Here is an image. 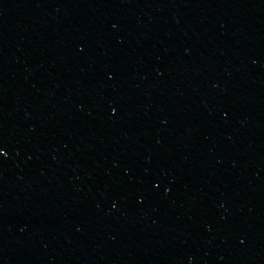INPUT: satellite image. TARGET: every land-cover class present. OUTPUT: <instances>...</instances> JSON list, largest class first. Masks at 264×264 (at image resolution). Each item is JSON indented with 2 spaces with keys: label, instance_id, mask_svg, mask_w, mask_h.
<instances>
[{
  "label": "water",
  "instance_id": "1",
  "mask_svg": "<svg viewBox=\"0 0 264 264\" xmlns=\"http://www.w3.org/2000/svg\"><path fill=\"white\" fill-rule=\"evenodd\" d=\"M0 159L86 264H264V0H0Z\"/></svg>",
  "mask_w": 264,
  "mask_h": 264
}]
</instances>
